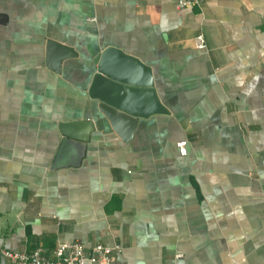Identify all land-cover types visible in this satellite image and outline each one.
I'll use <instances>...</instances> for the list:
<instances>
[{
    "label": "crops",
    "instance_id": "1",
    "mask_svg": "<svg viewBox=\"0 0 264 264\" xmlns=\"http://www.w3.org/2000/svg\"><path fill=\"white\" fill-rule=\"evenodd\" d=\"M178 1L0 0V264L72 242L119 247L114 264H264V0ZM48 40L78 54L58 74ZM109 46L150 67L169 115L126 142L96 126L55 166L59 124L95 121Z\"/></svg>",
    "mask_w": 264,
    "mask_h": 264
},
{
    "label": "water",
    "instance_id": "2",
    "mask_svg": "<svg viewBox=\"0 0 264 264\" xmlns=\"http://www.w3.org/2000/svg\"><path fill=\"white\" fill-rule=\"evenodd\" d=\"M77 52L54 40L46 44L47 67L60 73L64 61L77 58ZM95 67L88 97L95 121H64L58 126L61 137L55 166L70 147L88 143L91 134L110 128L123 142L133 137L140 119L169 115L154 88L152 71L139 58L115 47H106L92 60ZM97 126V128H96Z\"/></svg>",
    "mask_w": 264,
    "mask_h": 264
},
{
    "label": "built area",
    "instance_id": "3",
    "mask_svg": "<svg viewBox=\"0 0 264 264\" xmlns=\"http://www.w3.org/2000/svg\"><path fill=\"white\" fill-rule=\"evenodd\" d=\"M202 0H179L177 7L180 10H191L195 6H200ZM195 48L204 50L206 48L203 35L199 34L194 38ZM186 142L178 144L180 153L184 155ZM120 251L119 247H108L103 244H94L87 248L80 242L59 244L52 252V258L43 254V250L38 248L31 252L25 251H2V255L11 264H114V256ZM183 256L176 254L175 259L179 260Z\"/></svg>",
    "mask_w": 264,
    "mask_h": 264
}]
</instances>
